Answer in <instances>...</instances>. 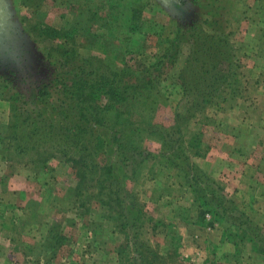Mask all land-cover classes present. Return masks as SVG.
Instances as JSON below:
<instances>
[{"label":"trees","instance_id":"obj_1","mask_svg":"<svg viewBox=\"0 0 264 264\" xmlns=\"http://www.w3.org/2000/svg\"><path fill=\"white\" fill-rule=\"evenodd\" d=\"M75 1L79 4L73 0L58 3L65 9L77 7L75 20L67 28H54L42 20L32 26L38 37L62 48L56 49L59 57L48 54L58 65L57 83L64 103L49 102L51 95L44 91L40 99L48 104L39 113L24 107L20 96L9 97L13 120L5 128L9 127L8 141L16 143L14 156L24 157L45 147L58 153L55 156L75 177L74 189L65 195L64 203L82 208L97 200L107 211L103 217L114 224L113 232L125 236L124 244L114 250L117 264H193L179 251L182 239L170 233L176 226L146 212L137 191L129 187H136L143 174L155 172V168L177 171L179 193L181 197L190 195L197 212L193 225L224 228L223 239L236 248L229 264H242L247 245L264 264V228L225 193L218 180L192 161L193 157H207L211 149L204 141L205 126L216 127L236 141L241 139L239 131L226 130L229 123L224 117L226 106L233 104L242 86L240 61L228 30L232 0H195L198 17L179 24L171 39L163 37L164 27L144 19L150 1L84 0L89 7L82 11L83 0ZM256 6L264 11V0H257ZM95 27L101 28L100 35ZM81 30L89 43L102 40L104 59L91 61L75 48ZM151 37L159 49L155 60L149 65L131 64L134 58L130 55L146 51ZM184 53L186 60L173 81L182 100L173 111V123L165 125L157 121L158 113L171 105L163 87L164 77ZM209 110L215 113L210 116ZM219 113H223L222 118ZM257 129L258 125L254 131ZM147 142L159 148L151 151ZM244 148V144L237 145L233 152L242 156ZM48 160L41 159L39 165L46 168ZM58 228L51 226L44 247L55 244L59 248L65 242ZM156 236L169 240L165 249L153 242ZM107 243L105 240L103 244ZM210 262L206 260V264Z\"/></svg>","mask_w":264,"mask_h":264},{"label":"rangeland","instance_id":"obj_2","mask_svg":"<svg viewBox=\"0 0 264 264\" xmlns=\"http://www.w3.org/2000/svg\"><path fill=\"white\" fill-rule=\"evenodd\" d=\"M59 1L28 0L29 3H23L24 0L2 1L5 14L10 18L8 25L10 28L4 26L3 29H0V34H3L0 36V184L4 186V190L0 187V215H14L22 227L28 229L29 234L31 233L30 239H35L32 242L34 244H31L32 247H30V249H35L32 252L35 257L34 261L42 258L46 264H117V256L114 250L124 244L125 236L113 232L114 224L103 217L107 211L100 207L97 200L92 199L88 202L89 206L82 208H80L81 203L78 201L75 203L79 207L64 203L66 202L63 199L65 195L69 194L70 189H74L75 177L71 168L61 158L55 156L58 153L52 148L45 147L31 151L24 157H16L14 156L16 143L9 142L7 139L10 132L9 127L5 128V125L9 126L13 120L10 96H20V103L24 104V107L34 109L39 113H42L48 104L47 101L40 99V95L44 91L51 95L49 102L52 101L58 105L64 103V97L57 83L58 65L50 59L51 56L48 54L51 52V54L59 57L56 49L62 48L57 43L53 45L48 40L38 37V34L36 32L34 34L32 30V26L40 20L58 29H63L64 26L67 28L73 23L72 21L75 20L73 13L77 11V7L61 8L58 4ZM100 1L92 0V3H100ZM147 1L150 2L144 10V19L154 20L158 26L164 27L163 37L165 39L174 37L179 24H182L181 20H185L184 23L188 21L185 18L186 12L180 11L171 2ZM179 1L185 3L184 10L189 11L190 7L192 10L197 9L193 5L195 0ZM84 2L83 0L82 6H80L81 11L87 10L89 7ZM232 2L234 7L229 10L228 30L232 34H230L232 39L235 40L236 56L240 61L238 71L241 74L242 86L240 93L234 98L233 104L226 106L228 111L224 117L229 123L226 130L229 133H238L239 131L241 139L237 141L230 139L228 136L231 135L225 137L216 127L205 126L204 141L208 148L211 147L208 151V155L210 154L211 157L219 152L223 157V154L233 152L234 147L242 144L245 146L246 153L247 151H252V154L256 152L254 155L256 157L263 148L256 142V133L259 132V129L254 131V127L257 123L264 126V46L259 47L258 43L255 46L254 40L257 35L253 37L249 26L250 22L244 20L241 10V7H248L250 4L255 5V0H232ZM73 3L79 4L75 0ZM106 12L108 13V11ZM104 15L105 13L101 14V16ZM196 16V14L191 15L192 18ZM260 21L264 23V18L261 17ZM79 32L74 41L75 48L79 53L94 62H97L98 59H104L105 49L102 40L89 43L84 38V30ZM96 32L100 35L102 33L101 28L97 27ZM249 39L252 40L249 41ZM155 45V38L151 37L148 44H145V49L148 48L146 51L138 52L139 55L136 56L130 55L134 58L131 64L135 66L140 63L151 64L159 52ZM185 58L184 53L176 67L164 77L163 87L171 105L167 111L161 110L158 113L157 121L163 122L165 125L173 123V111L182 100L180 92L173 86V81L183 66ZM20 65L23 67L22 69L19 68ZM7 85L8 87H4ZM214 113V110L207 111L210 116ZM219 114V117L222 118L223 113ZM261 132L264 134V130ZM3 133L5 137L2 136ZM252 144L253 147L248 146ZM146 146L151 151H156L159 148V145L153 142H147ZM232 154L235 155L232 157L233 160L243 161L241 155ZM208 155L207 157H193L192 161L199 167L206 169L211 176L218 180L224 187L225 193L230 196L226 189L232 183L231 180L227 179V175H224L226 178L222 177V179L215 177L217 173L222 174L219 166L222 163L221 161L218 163L219 157L210 160L207 159ZM41 159H49L46 168L39 165ZM223 160L225 161L224 158ZM155 169L156 171L152 173L145 172L137 181L136 187L134 184H130V189L137 191L146 212L157 219L170 221L176 226L170 233L175 232L179 236L178 240L182 239L183 244L179 251L185 259H189L193 264H206L205 259L209 257V252L214 253V251L210 250L207 236L202 232L203 230H199L197 226L193 225L197 212L190 195L185 193L183 195L185 197H181L180 189L176 186V183L180 182L176 170ZM7 186H10L9 191ZM262 186L264 188V184ZM239 188L240 190L237 191L236 195L230 197L241 204L242 193L239 192L244 191L243 182ZM256 193L264 195L259 187ZM56 200L59 201L58 204H56ZM247 208L249 210L250 206ZM250 217L264 228V214L250 210ZM51 226L59 227L58 230L66 238L59 248L55 244L50 248L44 247L45 240L50 235ZM221 229L223 237L224 228L221 227ZM198 232L203 233L200 245H202L201 247L204 246V249L202 248L203 254L201 256L196 254L192 247L193 237ZM105 240H108L106 246L103 244ZM153 242L159 244L161 249H165L169 240L166 241L165 236H156ZM193 243L197 244V242ZM226 250L219 248L217 264L220 263V260H224L223 256L227 255L226 253H232V249L227 248ZM244 251L243 259H241L242 264L259 263L257 258L248 257L249 245L245 246ZM212 255L217 258L216 255ZM189 263L186 262L185 264ZM223 263L228 262H221V264Z\"/></svg>","mask_w":264,"mask_h":264},{"label":"crops","instance_id":"obj_3","mask_svg":"<svg viewBox=\"0 0 264 264\" xmlns=\"http://www.w3.org/2000/svg\"><path fill=\"white\" fill-rule=\"evenodd\" d=\"M255 2L257 5V0H255ZM255 6L250 4L248 7L246 6L241 7V10L243 13H245L242 14L244 20H246L247 18L249 19L250 22L249 26H250V30H252L253 37L254 36L256 37L257 35V37L254 40L255 46L258 43L259 47H263L264 23H262L260 20L261 17L264 18V11H262L260 8ZM256 21H258L259 23H257ZM250 40L252 39H249V41ZM257 125L259 132H261V130L262 131L264 130V126H262L261 123L260 124L257 123ZM228 137H230V139L235 140V138H233L232 136H228ZM256 142H258L260 146L263 147L261 148L262 150L260 154L254 157L256 152L252 154V151L251 152L247 151V153H245L241 157L243 161L233 160L232 157H235V155H233L232 153L235 152H231L229 154L222 153L223 157L220 155V152L217 155L214 154L215 155L214 157H219L218 163H220V161L222 163L221 165H219L221 167L220 171L222 174L220 175V173H217L215 174V177L218 179H222L224 175H227V179L231 180L232 183L228 186V189H226L227 192L230 194V196L236 195L237 191L240 190L239 187L241 183L242 182L244 183V191L239 192L242 193L241 204L239 205L242 209H244L248 213V215H250V210H254L256 213L264 214V195H262V193L261 194L256 193L258 187L262 192H264V188L262 186L264 184L263 132H261L259 137H257ZM261 143H263V145H261ZM214 157H211V155L209 154L207 159L211 160ZM223 158L225 159V161L223 160ZM224 178H226V176ZM0 187L4 190V186L2 184H0ZM9 188L10 186H7L8 191ZM10 200L12 201V199ZM247 206H250L249 210ZM221 227L222 226L219 225H216L215 227H205V228L197 226L199 230H203L202 232L206 234L205 236H207L206 238L208 240V246L210 247V250L214 251V253L210 251L209 257L205 259L211 261L209 264L216 263L218 259L217 255H219V248L225 251H227L226 250L227 248L229 250L232 249L231 251L232 253H226L227 255L223 256L224 260H220L219 264H221V262L223 261L228 262L230 255L233 254L236 249L232 243L226 242V240L223 239ZM27 233H28V229H24L22 227V224L19 222L18 218L15 217L14 215H10V216L0 215V264H46L42 258L41 260L38 259V261H34L35 257L32 254V252L35 249H30V247H32L31 244H34L32 242H34L35 239L31 240L29 237L31 233L30 234ZM202 234L203 233L198 232L196 236L193 237L194 241H192L193 250L196 251V254L200 256L203 254V249H204V246L201 247L202 245H200V242L202 241ZM193 242H197V244ZM212 254L216 255L217 258H214ZM247 255L248 257L256 258V256L252 255L250 251H248ZM182 256L184 257L183 254ZM223 264H228V263H223Z\"/></svg>","mask_w":264,"mask_h":264},{"label":"flooded vegetation","instance_id":"obj_4","mask_svg":"<svg viewBox=\"0 0 264 264\" xmlns=\"http://www.w3.org/2000/svg\"><path fill=\"white\" fill-rule=\"evenodd\" d=\"M2 1L3 0H0V29H3L4 26L7 28H10V27H8L10 18L5 14V9L3 8V2ZM170 2H171V4L173 3V5H175V7H177V9H179L180 11L186 12L185 18L187 20L192 18L191 15L194 16L196 14V12L194 14L195 10L194 9L192 10L191 7L189 10L190 12L187 9L184 10L185 9V7H184L185 3L184 2L182 3L179 0L178 1L177 0H171ZM184 21L185 20H181L182 23H184ZM2 35L3 34L1 33L0 36H2ZM3 39H5V38H3ZM24 62L26 63V61H24ZM19 68L22 69L23 67L20 65Z\"/></svg>","mask_w":264,"mask_h":264},{"label":"water","instance_id":"obj_5","mask_svg":"<svg viewBox=\"0 0 264 264\" xmlns=\"http://www.w3.org/2000/svg\"><path fill=\"white\" fill-rule=\"evenodd\" d=\"M161 1V0H160ZM162 1H164V2H170L171 0H162Z\"/></svg>","mask_w":264,"mask_h":264}]
</instances>
